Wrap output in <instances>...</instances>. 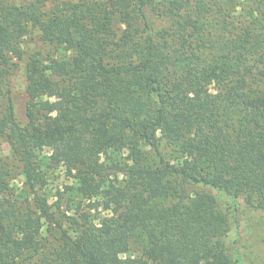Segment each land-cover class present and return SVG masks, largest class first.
Returning a JSON list of instances; mask_svg holds the SVG:
<instances>
[{
  "label": "trees",
  "instance_id": "1",
  "mask_svg": "<svg viewBox=\"0 0 264 264\" xmlns=\"http://www.w3.org/2000/svg\"><path fill=\"white\" fill-rule=\"evenodd\" d=\"M28 25L58 54L27 57L26 124L0 120L22 177L0 166V264H246L226 237L239 199L264 210V0H0V97Z\"/></svg>",
  "mask_w": 264,
  "mask_h": 264
},
{
  "label": "rangeland",
  "instance_id": "2",
  "mask_svg": "<svg viewBox=\"0 0 264 264\" xmlns=\"http://www.w3.org/2000/svg\"><path fill=\"white\" fill-rule=\"evenodd\" d=\"M29 0H15L17 3H25ZM164 24L161 21L156 22V26L161 27ZM16 55L21 54L22 59L16 55L11 56V64L8 79V86L4 94L0 97V120L7 114L8 107L13 108L15 121L24 126L26 124L25 108L28 102L26 94V78L24 74V65L29 55L47 60L57 56L54 47L42 42L39 31L28 25L20 34L17 43ZM0 166L15 178L11 183L14 189L21 186L22 177L19 175L20 164L13 155L5 136L0 135ZM57 179V180H56ZM51 181L56 180V184L62 186L69 184L70 180L66 179L61 169L52 173ZM240 206L237 211L238 227L229 215V230L226 237L227 253L233 257L235 247L240 252L246 264H264V210H257L245 204L243 198L239 199ZM239 234V241L235 244ZM136 247H132L124 257L135 255Z\"/></svg>",
  "mask_w": 264,
  "mask_h": 264
}]
</instances>
